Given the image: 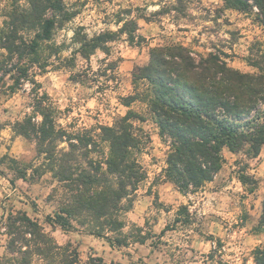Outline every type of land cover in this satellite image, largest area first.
Masks as SVG:
<instances>
[{
    "label": "rangeland",
    "instance_id": "1",
    "mask_svg": "<svg viewBox=\"0 0 264 264\" xmlns=\"http://www.w3.org/2000/svg\"><path fill=\"white\" fill-rule=\"evenodd\" d=\"M244 1L246 8L228 6L225 0H62L66 15L44 50L46 67L33 65L31 78L52 103L56 127L67 132L99 134L101 126L112 127L129 111L145 119L133 125L143 139L135 157L146 179L121 218L123 234L140 228L146 241L110 247L74 222L73 228L53 222L59 184L41 167L34 143L12 131L15 122L33 115L36 88L25 81L12 92L7 76L0 83V258L10 257L7 218L25 213L59 246L76 249L82 263L101 258L103 264H253L254 249L264 248V233L257 229L264 198V145L255 158L224 149L223 165L213 180L183 195L158 178L168 146L146 105L127 107L124 101L134 93L132 73L149 62L150 49L157 46L179 44L195 58L211 53L241 73H258L250 64L264 55V24L253 0ZM24 7L25 0H0V33L9 13ZM76 34L88 39L115 35L103 49L83 57ZM2 56L6 52L0 49V60ZM101 148L106 154L107 144ZM35 167L39 170L33 172ZM22 169L27 170L24 180L19 178ZM241 174L249 177L244 186ZM181 206L186 210L181 212ZM33 264L47 262L34 257Z\"/></svg>",
    "mask_w": 264,
    "mask_h": 264
},
{
    "label": "trees",
    "instance_id": "2",
    "mask_svg": "<svg viewBox=\"0 0 264 264\" xmlns=\"http://www.w3.org/2000/svg\"><path fill=\"white\" fill-rule=\"evenodd\" d=\"M225 2L248 7L244 0ZM25 3L26 7L9 13L0 33V49L6 52L0 60V83L10 76L12 92L25 81L36 88L33 115L15 122L12 131L34 143L36 154L42 157L41 167L59 184L60 204L53 222L61 228H73L74 222L106 239L110 247L143 244L146 237L141 236L140 228H136L139 233L123 234L126 224L121 216L131 210L138 185L146 179L135 157L143 139L133 125L145 119L129 111L112 127L101 126L99 134L57 128L55 109L47 94H39L29 71L33 65L45 69L48 58L44 50L66 12L62 0ZM253 5L264 24V0H253ZM114 35L88 39L76 34L74 42L86 57L103 49V43ZM250 65L258 73H241L211 53L195 58L188 48L173 44L151 48L149 62L132 73L134 93L124 99L125 106L133 102L146 105L159 137L168 146L158 178L181 194L195 193L213 180L223 165L224 149L244 151L255 158L264 145V55ZM62 143L66 148L60 147ZM101 143L107 144L106 154ZM26 171L19 170L20 179L27 177ZM239 181L244 186L249 177L241 174ZM5 228L10 257L0 258V264H33L34 257L47 264H103L101 258L82 263L76 249L69 244L59 246L25 213L10 215ZM257 229L264 233V198ZM253 264H264V248L254 249Z\"/></svg>",
    "mask_w": 264,
    "mask_h": 264
}]
</instances>
